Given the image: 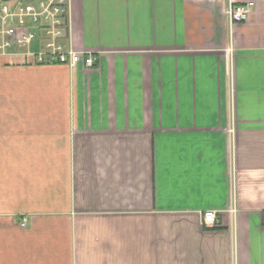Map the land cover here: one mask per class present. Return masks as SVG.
Returning <instances> with one entry per match:
<instances>
[{"label":"crops","instance_id":"0c3cea01","mask_svg":"<svg viewBox=\"0 0 264 264\" xmlns=\"http://www.w3.org/2000/svg\"><path fill=\"white\" fill-rule=\"evenodd\" d=\"M70 24L93 66L0 53V264H264V0H70Z\"/></svg>","mask_w":264,"mask_h":264},{"label":"built area","instance_id":"2783aa9c","mask_svg":"<svg viewBox=\"0 0 264 264\" xmlns=\"http://www.w3.org/2000/svg\"><path fill=\"white\" fill-rule=\"evenodd\" d=\"M253 7V2L233 4L228 8V16L232 23L245 22ZM70 25V0H3L0 2V53H18L24 49L25 56L31 57L34 64L93 66V54L65 45ZM203 223L217 224L216 212L205 211ZM21 224H26L25 218Z\"/></svg>","mask_w":264,"mask_h":264},{"label":"rangeland","instance_id":"374dc122","mask_svg":"<svg viewBox=\"0 0 264 264\" xmlns=\"http://www.w3.org/2000/svg\"><path fill=\"white\" fill-rule=\"evenodd\" d=\"M3 0H0V2H2Z\"/></svg>","mask_w":264,"mask_h":264}]
</instances>
